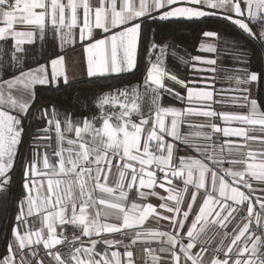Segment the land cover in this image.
<instances>
[{"label": "snow or ice", "instance_id": "obj_1", "mask_svg": "<svg viewBox=\"0 0 264 264\" xmlns=\"http://www.w3.org/2000/svg\"><path fill=\"white\" fill-rule=\"evenodd\" d=\"M211 16L237 26L264 50V0H97L95 5L90 0H0V41L14 42L9 60L0 49V193L7 194L14 182L23 121L36 101V86L62 82L72 87L63 56L50 60V70L46 64L25 68L15 55L22 51L21 45L33 44L37 37L43 41L50 26L62 47L69 40L76 42L78 29L88 83L100 85L136 68L145 18ZM202 50L216 52L214 47L202 46ZM148 55L150 67L143 85L112 84L82 100L78 96L76 103L83 111L60 113L55 105L40 110L46 124L38 129L41 134L33 136L31 158L23 160V194L0 264H264V136L249 135L264 133V100L254 98L251 88L245 87L259 81L260 74L240 69L245 75L235 78L233 91L238 95L232 102L247 109L245 114L210 106L181 110L163 106L164 95L181 101H191L194 95L212 101L213 92L189 87L166 72L161 67L166 46L155 39ZM165 79L184 88L187 97ZM146 96L147 108L142 106ZM187 116L219 117L227 123L259 127L221 128L211 119L197 125L212 130L197 133L206 140L222 132L243 141H225L230 145L227 156L223 146L219 154H208L206 146L182 134V125L192 126ZM249 141H259L262 147L253 150ZM181 145L185 155H180ZM226 163L243 167H224ZM152 197L162 202L154 205ZM149 218L168 221L171 231L146 229ZM110 219L115 222H107ZM209 225L225 230L214 248L208 238L202 239ZM69 228L71 240L66 234ZM138 242L147 256L132 250ZM153 242L161 245L159 254ZM60 245L70 249L67 257ZM205 254L210 258L205 260Z\"/></svg>", "mask_w": 264, "mask_h": 264}, {"label": "trees", "instance_id": "obj_2", "mask_svg": "<svg viewBox=\"0 0 264 264\" xmlns=\"http://www.w3.org/2000/svg\"><path fill=\"white\" fill-rule=\"evenodd\" d=\"M142 36L138 47L137 66L132 72L121 74L120 79H127L131 84L142 83L149 69L148 50L155 39L166 46L165 66L167 71L178 78L189 82L197 79L198 73H193L191 59L201 55L200 47L207 39L205 32L216 33L217 46L220 50H227L239 54L245 60V65L250 72L259 73L257 99L264 100V50H261L235 25L224 21L219 17H207L203 19L184 20H147L142 25ZM89 79L72 82V87L38 86L35 90L36 101L29 109L27 118L23 121L24 134L19 146L17 163L13 170V180L10 191L7 194L0 193V257L5 254V242L10 239L11 227L17 211V201L23 194V160L31 158L30 147L33 136L39 135L38 129L45 126L46 121L40 118V110L45 107L56 106V109L64 112L83 111L80 104L76 103L79 96L81 100L85 95L92 96L98 88L109 89L114 81L106 84H91Z\"/></svg>", "mask_w": 264, "mask_h": 264}, {"label": "crops", "instance_id": "obj_3", "mask_svg": "<svg viewBox=\"0 0 264 264\" xmlns=\"http://www.w3.org/2000/svg\"><path fill=\"white\" fill-rule=\"evenodd\" d=\"M62 2L66 3V0H62ZM91 3L94 5L96 4L97 0H90ZM211 17H217V16H211ZM207 18V17H203ZM199 18V19H203ZM172 19H184V20H195V19H187V18H171ZM147 20H153L151 18H145V22ZM159 20V19H157ZM3 26V23L0 22V27ZM19 27V26H18ZM30 27V26H29ZM237 27V26H236ZM238 28V27H237ZM62 31H67L66 29ZM99 31V30H97ZM242 31V30H241ZM76 33V42L73 43L71 40L64 43L61 47V42L58 35H55L51 27L47 29V34L43 41H40L37 37L36 41L33 44H23L21 45L22 51L15 53L17 58L22 62L23 66L25 68L29 67H37L40 64H46L49 67L50 70V60L55 59L59 56L64 57V68L66 71V74L69 77V82H76L84 79H89L87 77V57L83 50V47L81 46V43L79 41L78 37V29L74 30ZM100 35H104L103 33H100ZM206 40L202 44L204 48L208 47H214L216 49V52H209L201 49L202 54L199 56H194L191 59L192 68L197 71V79L192 80L189 82H186L189 84V87L196 88L198 90H208L213 92V100L212 101H206L197 98L195 95L192 97L191 101H189L187 98L183 101L179 99H175L173 96L165 94L163 97L162 105L163 106H169V107H175L177 109H185L188 107H191L196 110H206L207 106H210L212 110L216 111H223L228 113H241L245 114L247 113V109H244L240 107L237 104H234L232 102V97L235 95H238V93L234 92L233 90L236 88V77L237 76H244L245 73L243 71H239L240 69H249L245 65L244 59H238L239 54H234L233 52L227 51V50H218L217 49V41H216V35L215 36H206ZM13 41L8 40L0 41V49L3 50V56L5 60L10 59V54L14 51L13 48ZM228 53H233L229 55ZM138 55V50H137ZM195 57H201L203 59H215L217 63L215 65H207L203 64L200 60H196ZM215 68V71H201L200 69H211ZM125 74V73H123ZM165 83L173 86L177 91L180 92V94L184 97H187V91L184 88L179 87L178 85H172V82L170 80L165 79ZM40 86V85H38ZM36 86V88L38 87ZM245 87L251 88V95L254 98H257V88H258V81L253 82L250 85H246ZM35 88V90H36ZM17 95H19L17 93ZM11 114H16L15 112H11ZM79 118V117H77ZM168 120L171 118L168 117ZM186 120L190 121L192 126L189 127L187 124L181 126V132L182 134L188 135L190 139L196 141L197 143L201 144L202 146H206L207 153H217L219 154L221 151V147L223 146L224 152L223 155H228V148L230 145L226 144L225 141H234L237 143H243L242 139L239 137H225L221 133H215L211 140L204 139L203 135H197V133H210L212 130L208 127H198L197 125L200 124H207L209 120L211 119V122L216 123L221 128L223 127H256L259 126H247V125H240L238 122H231L227 123L223 119L219 117L215 118H206L202 116H187L185 117ZM69 136H72L73 134H68ZM249 135H255V136H264V133L260 132H250ZM171 139V138H169ZM67 146V145H66ZM232 147H235V144L231 145ZM248 146L253 150H259L262 146L259 143V141H249ZM181 152L180 155H185L184 146L181 145ZM40 151H43L40 149ZM194 156L199 157L198 153H191ZM257 160H259V157H257ZM224 167H235V168H241L243 165H229L225 164ZM111 182V181H110ZM177 185L182 186L181 182L176 181ZM161 194L167 195V193L164 192L163 189H157ZM151 202L154 205H158L162 201L157 200L155 197L150 198ZM137 203H143L142 201H137ZM256 210L259 211V206L257 205ZM240 215H246L245 212H241ZM32 219H36L35 217ZM107 222H115L114 219H110ZM236 222L233 221V224H230L228 226V231L231 230L233 225ZM36 228L40 227V223L38 220H36L35 224ZM144 227L152 228V229H159L160 231H171V229L168 227V221H159V223L156 222L155 219L149 218L145 222ZM225 230L220 229L215 225H209L206 233L204 234L203 238H208L211 241V248L216 247L222 237V234ZM217 233H220V235H217ZM80 233H78L79 235ZM117 238L124 239L125 243H129V239L126 237H120L119 234H116ZM85 241H87V238H84ZM185 244L188 242L187 239L183 241ZM228 241L225 240V244ZM153 248L157 249V254H159L158 249L161 246L159 243L153 242L151 245ZM61 249V245L58 246ZM103 247V246H98ZM143 244L138 242L136 245L133 246L132 250L137 255H145L147 254L142 252ZM210 248V252H211ZM111 250H117V249H111ZM110 250V251H111ZM121 253L124 251L123 247H120L118 249ZM193 251H196L194 249ZM222 256V253L220 254ZM209 254H205V260L209 259ZM150 264V261H149Z\"/></svg>", "mask_w": 264, "mask_h": 264}, {"label": "rangeland", "instance_id": "obj_4", "mask_svg": "<svg viewBox=\"0 0 264 264\" xmlns=\"http://www.w3.org/2000/svg\"><path fill=\"white\" fill-rule=\"evenodd\" d=\"M201 49H202V46L200 47V51H201ZM217 49L218 50H220V46L218 45L217 46ZM202 53V52H201ZM159 53L157 52L156 54H153L152 55V60H153V62H155V60H156V55H158ZM165 58H166V55L162 58L163 59V62H162V64H161V67L166 71V72H168L167 70V68H166V66H165ZM237 58L238 59H241V57H238L237 56ZM24 62V60H22V63ZM148 63H149V58H148ZM149 66H150V64H149ZM193 69V68H192ZM194 69H193V73H192V77L194 76V75H196L195 73H194ZM195 72H197V71H195ZM169 73V72H168ZM144 82V81H143ZM143 82L142 83H138V84H131V83H129V81L127 80V79H118L117 81H114V83L113 84H118L119 86H121V87H125V86H136V85H143ZM62 83V82H61ZM53 85H55V84H53ZM141 92H143V88L141 87ZM149 96H150V94H149ZM149 96H146L145 98H144V101L142 102V106L143 107H145V108H147V106H148V104L150 103V100H149ZM58 112H60V113H63V112H61V111H59V110H57ZM62 118V117H61ZM42 150H43V148H41Z\"/></svg>", "mask_w": 264, "mask_h": 264}, {"label": "built area", "instance_id": "obj_5", "mask_svg": "<svg viewBox=\"0 0 264 264\" xmlns=\"http://www.w3.org/2000/svg\"><path fill=\"white\" fill-rule=\"evenodd\" d=\"M72 229L69 228L68 231H67V236H68V239L71 240L72 239ZM78 231L76 232V235H78ZM61 251L65 254V256L67 257L69 254H70V249L67 247V245H61Z\"/></svg>", "mask_w": 264, "mask_h": 264}]
</instances>
